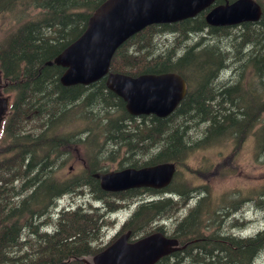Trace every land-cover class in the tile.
I'll return each instance as SVG.
<instances>
[{"label": "trees", "instance_id": "obj_1", "mask_svg": "<svg viewBox=\"0 0 264 264\" xmlns=\"http://www.w3.org/2000/svg\"><path fill=\"white\" fill-rule=\"evenodd\" d=\"M104 1L0 0V20L13 22L0 35V76L13 100L0 131V264H85L83 256L99 252L102 247L93 242L107 221L106 215L130 206L140 196L136 191L113 194L101 190L93 174L106 171L105 163L117 161L121 168L163 162L191 165L196 152L214 148L219 150L216 158L204 165L213 169L227 154L232 163L238 162L249 140L254 145L255 161L264 152V55L244 53L248 44L264 45V0H258L262 6L260 19L242 23L232 32V27L206 25L203 11L176 23L146 26L116 49L109 65L111 72L131 76L176 72L183 77L186 94L164 118L130 116L123 101L106 88L102 79L87 86H62L59 77L64 69L45 65L82 34L88 18ZM220 2L223 0L214 4ZM251 32L255 37H248ZM220 35L231 41L214 39ZM226 68L230 76L224 73ZM57 103L62 106L60 110H55ZM225 106L235 113H225ZM150 139L159 151L147 159H138L124 142L116 144L110 154L108 147H102L107 140ZM74 156L88 160L87 168L79 174L69 172V168L60 173ZM260 163L264 167V158ZM203 168L194 170L205 173ZM217 169V175L205 185L196 182L195 176L184 178L182 190L217 191L212 186L220 185L231 172L222 171L223 165ZM29 173L39 190L23 203L27 205L31 199V208L36 207L38 195L45 194L42 220L46 224L67 221L57 242L49 241L44 254L42 249H29L28 227L2 212L7 201L1 199L6 197L7 187L14 178L23 179ZM87 186L88 194L97 198L102 208L89 204L52 214L57 200L80 194ZM172 190H165L172 197L161 195L162 199L154 203L159 217L166 209H178L186 200V196L178 200ZM251 194L256 204L263 202L264 181ZM250 195L231 205L241 208V203H236L251 200ZM230 203L205 205L204 216L191 223L189 235L196 241L156 264H255L264 252V227L248 238L222 233V218L233 209ZM138 207L136 214L142 212ZM144 212L148 213L146 209ZM81 225L88 228L85 230L90 237L84 232L74 235Z\"/></svg>", "mask_w": 264, "mask_h": 264}, {"label": "water", "instance_id": "obj_2", "mask_svg": "<svg viewBox=\"0 0 264 264\" xmlns=\"http://www.w3.org/2000/svg\"><path fill=\"white\" fill-rule=\"evenodd\" d=\"M215 0H105L90 15L82 34L64 48L53 63L65 70L63 86L89 85L105 76V86L125 102L132 116L169 115L186 94L185 80L176 72L130 76L109 73L111 58L128 38L151 24L173 23L208 9L209 26L228 27L257 22L262 7L255 0H233L212 6ZM50 62V63H52ZM174 171L172 163L95 174L103 190L118 192L132 187H165ZM177 241L161 234L127 242V234L85 264H155L175 250Z\"/></svg>", "mask_w": 264, "mask_h": 264}, {"label": "bare ground", "instance_id": "obj_3", "mask_svg": "<svg viewBox=\"0 0 264 264\" xmlns=\"http://www.w3.org/2000/svg\"><path fill=\"white\" fill-rule=\"evenodd\" d=\"M255 1L257 3H259V4H261L258 0H255ZM203 11H205V14H206L208 9H205ZM203 11H201V12H203ZM201 12H199V13H201ZM235 26H238V25H235ZM235 26H229V27H233L234 28ZM209 27H215V26H209ZM232 31H234V30H231V32ZM248 37H255V33L251 32L248 35ZM215 38H220V40L227 41V42L231 41L225 35L215 36L214 39ZM246 42H248V41H246ZM243 48L245 49V46H243ZM244 49H243V51H244ZM244 53H246L247 55H250V53L251 54L253 53V55L255 53H261V55L263 56L264 55V45H263V47H261L260 45L252 46L251 44H248V46L246 47ZM237 55L241 56V54H239V53ZM53 59L51 61L46 62L45 65L46 66H51V65L58 66V65H56V64H54L52 62ZM257 61L258 60H254V62H257ZM50 62H52V63H50ZM262 65H264V64L262 63ZM59 67H61V66H59ZM61 68H63V67H61ZM64 70H63V72H64ZM224 71H225L224 73L226 74V76H230L231 75V71H230L229 68L224 69ZM108 72L109 73H116V72L109 71V69H108ZM60 77H59V82H60ZM101 79L104 80V83H105V76L100 78V79H98V81L101 80ZM2 81H3V83L6 84V81H4V80H2ZM71 86H73V85H71ZM84 86H87V85H84ZM186 91H187V88H186ZM12 101L13 100H11V104H10V107H9V113H10V110H11ZM123 103H124V107H125V102L123 101ZM61 107H62L61 104L57 103V105H55V110H60ZM51 108L53 109L54 106H52ZM225 108L227 110V111H225V113H235V112H233V110L230 109V106H225ZM125 110H126V107H125ZM149 115H153V114H149ZM169 115H167V116H169ZM130 116H132V115H130ZM142 116H148V115L132 116V117L139 118V117H142ZM153 116H155V115H153ZM155 117H157V116H155ZM158 118H160V117H158ZM196 140H198V139H196ZM121 142H124L123 144H127V146L129 145L130 148L132 149L130 151L133 154H135V155H137L139 157H142L144 159H147V158H150V157L154 156L159 151V146L156 145V143L152 139H150V140H142V141H132V140L113 141V140H107V141L102 143V147H104V148L108 147L107 152L110 154V153L115 151V145L119 144ZM97 144H100V142H98ZM190 144L191 143H189V142L187 143V145H190ZM94 145H95V143H92V146H94ZM248 147L250 148L251 152L254 154V145L253 144H249ZM139 157H137V158L140 159ZM79 160H81L82 166L84 164L88 165V163H89L88 160H83L82 158L81 159L79 158ZM115 162H117V161H115ZM163 163H168V162H163ZM172 164L174 166V171H173L172 177H171L169 183L167 184V186H165V187H156V186H152V185H143V186H139V187L129 188V189H133L132 191H136V189L142 188V191L145 194H148V192H149L151 194L150 196L153 197V200L149 201L152 204L149 203V202H144V203H148V204H146L144 206H141V205L144 204V203H142L139 206L138 204L141 203V201H139L137 203V207L139 206L138 208L140 210H142L143 213L140 212L139 214H136L137 215L136 218H137L138 221L145 220V218L148 219V218H150V216L153 219L157 218L158 220H154V221L157 224V226H159L160 228H159V230H151L149 234H146L141 239L147 238V237L155 235V234H161L164 237L173 238V239H175L177 241V244L175 245L176 249L171 251L169 254H167V255H165L163 257L169 256V255H171L174 252L181 251V250L185 249L188 245H190L192 242L196 241V239L191 238L190 235H189V233H190V231L192 229L191 223H193L196 219H199V218L204 216V212H205V208L204 207H205V205H207L208 203L209 204L211 203V204H215V205L220 206V205H223L226 202H230V201L233 202V197H230V198L228 197V195L230 193H233L231 191L232 189L230 191H225V190H220V191H218V190L217 191H215V190H209V191H206V190H199V191L191 190V192L189 190H182V188H181L182 180L184 178H187V177H193L194 178V176L196 174H198V173L192 167H190L191 165L189 166V164H181L180 162L178 164H175V163H172ZM123 165H124V163H123ZM202 166L204 167V164L202 162H199L196 165V169H198L199 167H202ZM127 167L124 166V167L121 168L119 166V168H117V170L106 171V172L103 171L100 174L109 173V172H117V171L123 170V169H125ZM32 176H33L32 173H29L26 176H24L23 179L14 178L13 183L9 187H7L8 192H10V191L18 192L19 190L26 189V188H28L30 193L34 192V191H38L39 189H37L35 187V181L32 179ZM97 181H98V184L100 186V183H99L98 179H97ZM21 184H26L27 186L24 187V188H21L19 186ZM0 185H1V182H0ZM169 187H171V189H173L171 191L172 195L175 196L178 200H183L184 196H186V200L178 209H176V210H173V209L172 210L171 209L168 210V209H166V210L163 211L162 215L159 217L158 216V212H157V210H158L157 206L154 203L156 201H159V200L162 199L161 195L163 197H165V196L172 197V196H170V194L165 192V190L167 188H169ZM87 188L80 190L81 194L84 195V197H85L86 203L90 204V205L98 203L99 200L97 198H94V197L92 198L88 194L89 193V191H88L89 187L87 186ZM129 189H127V190H129ZM123 191H126V190H123ZM162 191L164 193H162ZM176 191H178V192H176ZM248 191H249V189L247 190V192ZM8 192L4 193V195L7 196ZM118 192H120V191H118ZM136 192L138 193V191H136ZM199 201H201L202 204L199 203ZM46 202L47 201H44V205L45 206H46ZM232 202L230 203V205L232 204ZM78 204H79V202H76L75 204L71 203L69 205H62V201L61 200H57L56 204L54 205V208L52 209L51 212H52L53 215H57L63 209H74V208H77ZM198 205H200V208H198ZM261 205H264V203H262ZM36 207L42 208L43 204L40 203ZM230 207H232L233 209H231V211H228V214L225 217L222 218V221L224 222L223 223L224 226L222 228V233H224L226 235L233 236L235 238H248L251 235H253L254 233H256L259 229L264 227V225H263L257 231H255V232H253L251 234H243V233H241L240 230H241V228H243L242 227L243 222H241V220H243L244 216H245V215H243L244 208L243 207L242 208L234 207L232 205ZM144 209H146L148 211V213L144 212ZM135 210H136V208H135ZM30 211H31L30 207L26 206L23 203V199L22 198H19L18 200L7 202L3 206V211L2 212H3V215H8V216H23V215L27 214ZM232 212H234V213H232ZM236 213H239V216H236L237 215ZM229 215H232L238 222L231 223L230 225H228L227 221H225V220H226V217L229 216ZM46 222H45V220H42V224L39 225L40 226V228H39L40 232H36V234L33 237V241L31 243V247L29 248V249L32 248L34 251H38V249H42V253L43 254L47 252L46 251L47 250V244H48L49 241L52 242V243H56L57 242L59 236H61V235H59L60 231H64V229H65V225L64 224L67 221H60V222H55V223L53 221H50L47 224H46ZM230 226H232L231 229H229ZM118 227H119V225H117L115 223L106 225L103 229L100 230L99 237L93 243L95 245H98V246L102 247L101 251H103L105 248H107L108 246L113 244L115 242V240L117 239L116 238L115 240H113V242H111L106 247L107 244H105V243L109 239L110 236L106 240H104V236L109 234V231H111V230L115 232ZM85 229H88V228H86L85 226L81 225L79 227L78 231L76 232V234H74V235H78L79 233H83L84 232L85 233V234H83L84 236L90 237L91 234L88 231H86ZM233 230H236L237 232H233ZM175 233H177V234H175ZM141 239H139V240H141ZM139 240H137V241H139ZM137 241H135V242H137ZM135 242H132V243H135ZM180 242H182L183 245H181ZM128 243H131V242H128ZM41 245H42V247H41ZM51 249H53V248L51 247ZM262 254H264V252L260 253V255L256 258V261ZM86 258H87V256H83L81 258V260L84 262V260H86Z\"/></svg>", "mask_w": 264, "mask_h": 264}, {"label": "rangeland", "instance_id": "obj_4", "mask_svg": "<svg viewBox=\"0 0 264 264\" xmlns=\"http://www.w3.org/2000/svg\"><path fill=\"white\" fill-rule=\"evenodd\" d=\"M13 25V22H10L8 19L4 18L3 20H0V35L2 34V31L6 29L7 27H10ZM238 26L232 27L231 30L236 29ZM6 93V92H5ZM9 94H5L7 97ZM11 98H9L10 101ZM1 131V129H0ZM251 142V140H249ZM250 142L246 143V145L243 147L241 153V159L238 162L232 163L231 156L226 155L223 158H221L219 162H216L214 164L213 169H208L207 166H204L203 171L206 173H201L195 175L196 182H198L201 185H205L209 182V179L213 176L217 175V167L220 165H223V170L225 171L227 169H230L231 172L227 176L226 179L222 180V183L217 186V184H214L215 188L212 186L213 189H216L218 191L225 190V191H231L233 193H230L228 197H233V201H238L240 198H245L250 195V193L256 188L258 184L264 181V167L261 165V161L264 158V152L261 153L258 157V162L254 159V154L251 152L248 145ZM219 150L217 149L215 151L214 148L201 150L199 152H196L191 160H195L191 162V166L193 169L196 167L197 163L202 162L204 165L206 163H209V159L216 158V153ZM225 152H228L227 149H225ZM140 158V157H139ZM197 161V162H196ZM107 167V171L117 170L119 168L117 162H109L104 164ZM126 165V163L124 164ZM69 168V172L74 174H79L82 171V163L81 160H79V157L74 158L69 162L66 163L64 168L60 171V173L64 172V170ZM249 191L247 192V190ZM75 196V195H74ZM66 196L62 200V205H69L71 203H76L77 196ZM251 200L248 201L247 199H242L236 204L241 203V208H244L243 215L244 219L241 220L243 222L241 228V233L243 234H251L255 231H257L260 227L264 225V205H261L264 203V195L260 196V199H263V202H260L259 204H256V197L254 195H250ZM253 198V199H252ZM230 200V199H229ZM248 201V202H247ZM80 202V201H79ZM232 202V201H231ZM128 209L126 211H122L118 214V221H123L127 215H128ZM234 213V212H232ZM236 216H239V213H236ZM230 220V221H229ZM227 224L230 225L231 223L238 222L232 215H229L226 217ZM118 223V222H117ZM232 226L229 227L231 229ZM114 231H109V234L104 236V240H106ZM233 232H237L236 230H233ZM89 259V258H88ZM255 264H264V254H262Z\"/></svg>", "mask_w": 264, "mask_h": 264}, {"label": "flooded vegetation", "instance_id": "obj_5", "mask_svg": "<svg viewBox=\"0 0 264 264\" xmlns=\"http://www.w3.org/2000/svg\"><path fill=\"white\" fill-rule=\"evenodd\" d=\"M5 88H6V84L3 83L2 79L0 78V127L3 124L5 118L7 117L8 113H9V107H10L11 99H12V97L10 95H8L7 97L5 96V94H6L4 91ZM9 98H11L10 101H9ZM83 168H87V165L84 164L82 166V170H83ZM106 171H107V169H106ZM100 173H102V172H100ZM100 189H101V187H100ZM132 190L133 189H129V190H126L125 192H129ZM136 191H138V193L140 194L139 198H137L138 201H141V203L138 204L139 206H140V204H142L144 202H149V201L153 200V197L150 196L151 194L149 192H148V194H145L142 191V188L136 189ZM31 193L28 190V188L19 190L18 192L10 191V192H8V195L6 197L3 198L1 196L2 197L1 202H3L4 200H6L7 202H11V201L18 200L19 198L26 199L27 196L31 195ZM109 193L117 194V193H121V192H109ZM38 196H40L39 204L40 203L43 204L42 208H38V207H32L31 208V199H30L26 205V206L30 207V209H31L30 212H28L27 214H25L23 216H12V217H14V220H17L16 222L18 225H20V226L24 225V226L28 227V232H27L28 238L27 239H28L29 244L32 243L33 237L36 234V232H40L39 231V228H40L39 225L42 224L43 213H41V212L45 208V205H44L45 194L44 195L39 194ZM77 207L85 208V207H88V204L86 203V201L84 202V200H81V202H79ZM135 207H137V205ZM97 208L100 209L101 207H97ZM32 209H33V211H32ZM136 217H137L136 210L133 209V211H131L127 215V217L123 221H121V223L119 224V227L116 229V231L112 235H110L109 239L105 243V244H107L106 247L111 242H113V240H115L116 238H118L119 236H122L124 234H127V241L132 243V242H135V241L141 239L146 234H149L151 230H159L160 227L157 226V224L155 223V221H154L155 218L153 219L150 217L145 221H138ZM116 221H117V218H116ZM89 258H91V256Z\"/></svg>", "mask_w": 264, "mask_h": 264}]
</instances>
